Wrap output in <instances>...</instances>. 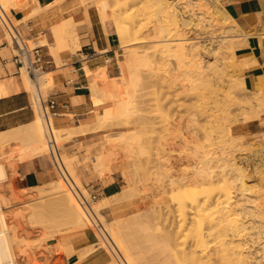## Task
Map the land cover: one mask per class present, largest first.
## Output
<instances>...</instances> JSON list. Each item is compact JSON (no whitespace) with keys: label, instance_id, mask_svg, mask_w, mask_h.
<instances>
[{"label":"rangeland","instance_id":"rangeland-1","mask_svg":"<svg viewBox=\"0 0 264 264\" xmlns=\"http://www.w3.org/2000/svg\"><path fill=\"white\" fill-rule=\"evenodd\" d=\"M26 1L27 0H18L17 5L20 6ZM217 1L226 8V1L229 0ZM109 2L108 11L113 13L114 11L115 13H119L118 11L121 9L124 10L130 7L128 12H133L132 15H134V18H143L146 31L144 30L142 34V36L144 35V41H139L140 43H135V45L122 46L120 39L115 34L112 21H107L106 24L116 37L117 45L113 57L108 58L109 62L97 67L93 71L94 78L100 79L97 84L98 88L107 87V84L105 85L107 78L104 79L105 73L102 72V68L104 71L103 66H105L107 70L105 77H108L107 80L109 81L107 82L109 85L118 81L120 79L119 67L121 63H123L122 60L128 59L127 52L132 49L139 50L141 54H149L148 56L152 63L150 67H142L144 68L143 70L147 67L149 68L143 71L141 84L129 90L130 110L132 111L131 115H133L132 117L130 116V120L127 121L123 119L121 122L114 121V124L112 123L104 128L89 129L99 133L101 139L98 145L94 148L86 147L82 155L73 156V163L71 159L68 161L66 160V168L69 166L67 169L68 171H66L70 173V176H68L66 171L63 172L67 175L65 176L67 181L72 183L73 186L70 184L72 187L75 185L74 180L79 177L78 173L80 168L88 172L98 171L100 175H104L105 173H109L112 167H114L126 179L124 182V189L111 196H97L95 200H92L90 197L91 194H83L89 200L90 204L95 202V204L99 205V212L95 214L96 216H92H94V220H100L96 221L98 224L101 222L106 227L109 236L114 241L112 247L117 252L116 254H118V256L114 258L113 254H110L112 252L109 251L110 249L108 247V249L106 248L101 236L98 234L97 230H95V226L88 219H86V221L89 224H87L86 227L75 229L67 222L63 211L53 208L50 211H44L42 204L44 202H51L54 198H52L53 195L51 194L43 196L44 198L39 196L41 195V190L39 189H44L42 192L49 193L50 184L46 183L39 186L40 188L37 186H33L32 188L13 182V178L19 177L18 163L20 159L18 155L19 151L22 149L21 147H24L23 145L26 141L10 139L0 146V163L5 162L7 164L8 162L7 165H9V163H14L12 169L10 168L11 165H9L10 167H6L9 169H6V177L4 178L3 176V178L1 177L0 179V199L3 204V212L6 215L8 225L14 232L13 243L15 242L14 245L15 252L18 256V264H67L65 257H68L76 248L71 243H62V238L66 236L78 238L87 234V230L90 242L87 243L88 245L86 248L91 250L89 249V247H91L96 250L94 254L87 256L83 261L81 260L82 262L80 264H119L117 259L121 260L122 264H164L166 257H170L172 246V241L170 240V244V241L165 238V233L171 231L170 229L174 230L176 222V219L172 220L175 216H173V214H168V207H166L169 203L171 204L168 200L169 181L170 178H177L184 172L188 173L191 170V165L193 163L191 161L193 160H191V158L188 159L187 155L195 154L196 148L200 149L201 156L207 153V156H209V154L211 156L214 154V157L224 149L222 153L228 158V161L226 160L227 163L236 160L238 166L243 165L244 179L247 185H249L246 186L249 188L252 186L249 189L252 198L257 201L259 200L260 203H264V145L262 144L264 140H260L264 134V109L261 108L262 110L259 112L257 120H252L255 118L254 117L249 119L252 121H243L245 115L250 111L248 107H252L251 101L256 96L254 92L258 91L260 88L264 89V84L260 85L256 83V80L254 88L246 89L242 87L241 82L242 80L244 81V67L242 61L244 57L238 56L237 54H234L232 57L230 56L231 58L229 57L230 59L228 58V60H226L228 65L225 79H218L221 83L219 89L217 91H211L208 88L203 90V87L200 88L203 91V93H201L200 90H196V88L192 86L193 83L198 82L194 81V77H190V74H188L190 68L188 63L171 55H168L170 57L167 56L168 59H166L165 64H160L159 61L155 59L157 54H159L158 50H160V42H158L160 39L158 37L159 35L157 34V36H155V31L151 29V26L155 25L157 22L154 20L157 18V15L154 13L155 11H151L153 13L150 12V15L147 14L145 16L138 14L140 11L136 5L131 8V2H128V0H109ZM206 6H208V4ZM87 7L91 8L99 17V10L95 4H89ZM69 18L70 17L64 18L50 27L54 39L53 42H64L69 36L68 30L61 29ZM232 18L234 17L232 16ZM214 22L216 23L215 20ZM220 24L221 23L217 21V24L211 26L207 31L203 28L202 30L201 28L200 30H193L194 28H191L190 31L192 35H198L197 38H199L198 40H200L201 43L204 42L207 46H209V44L215 45L220 41V35L223 31V27H221ZM172 27L173 25L169 26V28ZM238 28L239 36L236 38L234 37V41L237 40L236 42L238 43L236 44L235 50L238 46L242 45V37H246L249 34V31H244L241 26ZM147 31H151L155 33V35L151 34V32L149 34ZM172 33L174 35L175 30H171V38L175 37V35L171 36ZM43 34L45 33L41 32L38 34V37L29 36L28 38L31 39L28 41L26 40L28 38L23 39L26 40L29 47L35 44L41 45ZM213 35L216 38H214ZM6 36L8 40L11 41L7 33ZM211 40H213L212 43ZM73 52L76 51L71 50L64 52L62 49H59L56 59L60 60L59 57L63 53L68 56ZM212 52H209L204 58L215 61L217 55ZM213 54L215 58H213ZM162 61L163 60H160V62ZM147 70H149V72H146ZM146 73L149 74L147 75ZM160 73L162 75L165 73L166 75L168 74L170 76L169 80L173 79L170 86H166V82H163L165 86L163 85L161 82L162 80L160 81L162 76ZM39 74L41 73L37 75L39 76ZM158 79L161 84L158 82ZM32 80L35 81L34 79ZM235 88L239 89V92L242 90L245 91H243V93L232 94L230 91ZM98 93L101 94L102 92L100 90L99 92L97 91V93L94 92V97L96 94L98 95ZM102 94H105L107 97L106 93ZM105 95L103 97H105ZM104 102L105 106L114 103L113 100ZM39 115L37 117L38 119L40 118ZM242 116H244V118ZM96 120H98V117ZM220 126L222 127V131H220ZM109 132L110 134H108ZM116 132H119L121 137L118 138L114 146L111 147V144L108 143V139L112 134H117ZM230 134L236 135L238 139L236 138L232 142L231 140H226ZM70 136L65 139L68 140L72 138V136ZM183 137L186 140L181 141L180 138ZM163 138L165 140H163ZM56 140L59 141L58 137ZM66 140H60L57 143L60 144V142ZM139 148H141L143 152L138 151ZM225 151L228 156H231L228 157ZM98 156L102 157L101 162L97 160ZM230 157L234 159L230 160ZM159 159L162 160L160 161V163L162 162L161 165L164 163L162 167L156 166L159 163ZM221 160L218 159L215 161V164L211 162L213 163L214 169L219 170V168H221L219 165L223 166L224 161L223 159ZM59 167L61 166L59 165ZM58 179H61V177ZM61 180L69 187V184H67L68 182L66 183L64 180V176ZM166 197L167 199H165ZM40 206L45 214H37V209L41 210ZM155 209L163 214L166 213V215L164 214L165 217L163 216L164 219L161 217L154 219L158 221L159 224H156L153 219L151 221V211ZM217 228H213L214 230L212 229V236L209 235V237H206L208 238L207 244L210 240L207 245V248L209 246V249H207L209 252H215L220 249L222 242L230 238V235H225L226 232L224 229ZM217 230H220V232L218 233ZM256 230L257 229L254 231ZM118 231H120V234ZM178 236H180V233L177 232L174 234L173 238L178 241L180 239ZM246 236L250 235L246 233ZM246 236L244 235V237ZM166 242L169 243V247L167 245V248ZM257 243L258 242L252 243L251 250H249L254 251V253L258 250L257 255H259V257L257 256V258L263 261L261 263L264 264V252L260 249L261 243ZM213 249L215 251H213ZM82 256L81 254L80 257ZM112 259H115V261ZM252 264H257V262H253Z\"/></svg>","mask_w":264,"mask_h":264},{"label":"bare ground","instance_id":"bare-ground-1","mask_svg":"<svg viewBox=\"0 0 264 264\" xmlns=\"http://www.w3.org/2000/svg\"><path fill=\"white\" fill-rule=\"evenodd\" d=\"M79 2L86 8L89 4H95V6L99 10L97 11L99 13L100 20L102 21L101 24L105 23L107 20L112 21L115 34L120 39L122 46H130L131 44L135 45V43H138L139 41L141 42L144 39V35L142 36V34L146 29L144 28L145 22L143 23V18H134V15H132L133 12H128L130 10V7L124 10L119 9L122 12L118 11L119 13H115L114 11L113 13L108 11L110 3L109 0H79ZM128 2H131V8L134 5L138 7L140 11L138 12V14L140 15L146 16L151 11H155L154 13L157 15V18L154 20H156L157 22L155 21L156 24L151 26V29L155 31L156 35L155 33H152L151 31L150 32L155 36H157L158 34V37L160 38L158 41L160 42V50H158L159 54H157L155 58L157 61H159L160 64H165L166 59H168V55L178 57L182 61L188 63L190 67L188 74H190V77H194V81L198 82L193 83V88H196V90H200L201 93H203V91L200 88L203 87V90H205V88H208L211 91H217L219 89L221 83L218 81V79H225V76L227 75L226 68L228 63L226 60H228L230 56L232 57L234 54H236L235 47L238 43L236 42L237 40L234 41V37L236 38L237 36H239L238 27H240L238 22L234 18H232V15L223 5H220L217 0H128ZM17 4L18 0H0V17H3L5 21L8 22L9 20L6 14L7 9H9L10 7H19ZM207 4L208 6H206ZM214 20L216 21V23L214 22ZM217 21H219L221 23L220 26L223 27L222 34L220 35L221 39L223 40L219 39L220 41L218 40L219 42H217L215 45L209 44L210 42L208 43L209 46H207V44L204 42L201 43L200 40H198L199 38H197L198 35H192L190 31L191 28H194L193 30H200V28L202 30L203 28L207 31L211 26L217 24ZM10 23L12 24V22ZM170 25H173V27L169 28ZM9 28V30H11L10 25ZM61 29H66L69 32V36L64 42H49L46 36H43L41 40V44H48L52 48V53L56 57L58 56L59 49H62L64 52H68L71 50L77 51L78 49H80L79 37L75 30V22L72 17H70L69 20L64 23V26ZM171 30H175V37H170ZM11 32L13 33V30H11ZM150 32L148 33L150 34ZM172 35L173 33L171 34V36ZM30 39L31 38H28L26 40L28 41ZM26 40H24L25 43ZM212 41L213 40H211V43ZM209 52L217 55V59H215V61H210L204 58L205 56H207V54H209ZM127 54L128 59H123V63H121V66L119 67L120 79L118 81L113 82L109 85V83L107 82L109 81L107 80L108 77H105L107 70L105 69V66H103L104 71L102 68V72L105 73H103L104 79L107 78L105 81V85L107 84V87L98 88L97 84L100 79L98 80L94 77V79L92 78L93 82H90L92 91L97 93V91L99 92L100 90L102 93L107 94V97L102 93H98V95L96 94V102H103L108 100H113L114 102L104 108V111L98 116V120L92 123V125L89 124L56 128L52 125L51 120H49L48 122L45 120L43 113L41 112L42 106L40 104L39 96L37 95V86L46 83L48 80L51 81V74L50 72L43 71L41 72V74H39V76L37 75L35 77V81L31 79L33 90L35 92V95H37L36 98L37 104H39L38 108L40 118H36L34 119V121H31L26 125H20L16 128L0 132V146L10 139L25 140L26 143L23 145L24 147H21L22 149L19 151L18 158L20 160H24L35 155H42L46 152H52L57 159L58 157L56 156L57 152L55 145H57V142H59L60 140H66V137L76 132H84L86 130L94 128H104L112 123L114 124L118 121L121 122V120L123 119H126L127 121L130 120L133 115H131L132 111L130 110L129 90L130 88L141 84L140 82L143 77V71L150 67L152 61L148 56L149 54H141L137 49H132L131 51H128ZM214 54L213 58H215ZM75 55L76 54H74V56ZM160 60L163 61L160 62ZM242 65L244 68L248 67L250 65L249 59L244 58L242 61ZM144 66L149 67L143 70L144 68L142 67ZM149 70H147L146 72H149ZM146 74L148 75L149 73ZM169 79L170 76L168 74L166 75L165 73L161 76L160 81L162 80V83L166 82L165 85L170 86V83H172L173 79ZM160 81L158 79V82ZM256 83L260 85L264 84V74L258 77ZM241 85L243 88L248 89L243 80L241 82ZM243 91L245 90L239 92V89L235 88L230 92L232 94H238L243 93ZM254 93L256 96L251 101L252 107H248L250 108V111L245 115V119L243 121H247L254 117L258 118L259 112L264 109V89L260 88ZM104 95L105 97H103ZM242 117L244 118V116ZM220 131H222V127ZM116 133L117 134H112L108 139V143L111 144V147L114 146L118 138L121 137L119 132ZM108 134H110V132ZM56 136L58 137L59 141L56 140ZM236 138V135L230 134L226 138V140H231L232 142ZM180 139L181 141L186 140L184 137ZM163 140L165 139L163 138ZM260 140H264V138H261ZM51 141H54V144H51ZM262 144L264 145V141ZM140 149L141 148H139L138 151H142V149ZM223 150L214 157L213 153H211L213 154L212 156L210 154L209 156H207V153L201 156L200 149L196 148L195 154L187 155L188 159L191 158V160H193H189L193 162L191 165V170L188 173L184 172L177 178H170V186H168L169 190H167L169 192L168 200L171 202V204L169 203L166 207H168V214H173V216H175L172 220L176 219V222L174 230L170 229L171 231H167L165 233V238L169 241H172V246L170 257H166V259L164 260V264H252L253 262H257V264H260L261 262H263L260 261L259 258H257V256L259 257V255H257L258 250L254 253V251H250V248L253 245L252 243L258 242L261 243L260 249L264 252V203H260L259 200L257 201L252 198L249 192V189L252 186H250V188L247 187L249 185H247L246 180L244 179V167L242 168L243 165L238 166L236 160H233L231 163H227L226 160L228 161V158L225 157V154L223 155ZM233 157H230L229 159L232 160L234 159ZM218 159H223L224 162L223 166L219 165V167L221 168H219V170H216L213 168L212 164H215V161H217ZM66 160L68 161L70 159ZM97 160L101 162L102 157L98 156ZM160 161L162 160L159 159V163ZM159 163L156 166L162 167V165L164 164L163 163L161 165L162 162L160 164ZM7 164L5 162L0 163V179L1 177L3 178V176L4 178L6 177V169H8L6 168L7 166L11 165V167L9 166L11 169L14 166V163H9V165ZM60 168L62 170V174H64L69 166L68 168H66V165H64ZM69 174L70 173H68V176H70ZM63 176L65 182H68L67 184H69V187L62 182L61 177V179H56L54 181L48 182V184H50L49 193H44L42 192L44 191V189H39L41 190V195L39 196L43 197L45 195L51 194L53 195L52 198H54L51 202L47 203H45L41 199L44 202L42 204V208L45 212L52 210V208L63 211V213L65 214V219L75 229L86 227V225L89 224L87 223L86 219L91 221L96 228L95 230H97L98 234L101 236L106 248L108 247L110 249L109 251L112 252L110 254H113L114 258H117L118 254H116L117 252L112 247L114 241L109 236L106 227L103 225V223L100 222L98 224V222H96L99 219L94 220V216H96L95 214L99 212V205L95 204V202H92L93 204L88 203L87 206L84 205L79 197V195L82 196V194L80 193L76 185L72 187V183H69V181H67L65 177L67 175L64 174ZM70 184L72 186H70ZM165 199H167V197ZM42 208L41 210L36 208L39 212H37V214L43 213ZM3 211V204L0 199V264H18V256L15 252L14 245L15 242L13 243L14 232L9 227L6 215ZM34 212L36 213L35 210ZM45 212L43 214H45ZM151 212V221L153 219L156 224H159V222L154 219H158V217L163 218L164 214L166 215V213L163 214L156 209L152 210ZM213 228L224 229V231L226 232L225 235H230V238H227V240H224L223 242L221 241V248L216 251L213 249V251L215 252L211 251V253L207 250L209 249V246L207 248V245L209 244L210 240L207 244L208 238L206 237H209V235L212 236L214 230ZM255 229L257 230L254 231ZM118 232L120 234V231ZM177 232L180 233V236H178L180 237V239L178 241L173 238L174 234H176ZM219 232L220 230L218 231V233ZM246 233H248V235L250 236H246ZM85 235L89 237L88 230L87 234ZM244 235L246 237H244ZM168 242H166V248L167 245L169 247ZM112 260L115 261V259ZM117 262H119V264H122L121 260L117 259Z\"/></svg>","mask_w":264,"mask_h":264},{"label":"crops","instance_id":"crops-1","mask_svg":"<svg viewBox=\"0 0 264 264\" xmlns=\"http://www.w3.org/2000/svg\"><path fill=\"white\" fill-rule=\"evenodd\" d=\"M225 5L241 28L249 31L246 37H242V45L235 52L249 59L250 65L244 68L243 77L246 86L252 89L257 78L264 74V0H229ZM6 14L20 37H38L39 33L44 32L49 42L54 40L50 27L64 18L72 17L80 49L73 55L63 53L57 60L51 47L41 44L42 67L39 73L50 72L51 81L38 85L36 92L42 108L50 100L55 101L57 113L51 118L54 127L92 125L106 107L104 101L96 102L93 95L90 86L94 79L93 71L109 62L108 58L113 57L117 45L114 33L106 24L108 20L101 24L97 14L91 8L81 6L78 0H27L19 7H10ZM6 33L10 37L0 18V132L26 125L39 115L32 81L14 60L16 51ZM257 119L255 117L252 120ZM74 134L72 138L57 144L58 160L52 152L20 160L19 177L13 178V182L33 187L63 177L59 164L63 167L66 159H71L73 163V156L82 155L86 147H96L101 139L99 133L93 130ZM261 138H264V134ZM113 168L104 175L80 168L79 177L74 180L75 185L81 194L96 193L100 197L120 192L124 189L126 179ZM89 242L87 235L63 237L62 243H71L76 248L65 257L67 264H80L87 256L94 254L96 249L86 248Z\"/></svg>","mask_w":264,"mask_h":264},{"label":"built area","instance_id":"built-area-1","mask_svg":"<svg viewBox=\"0 0 264 264\" xmlns=\"http://www.w3.org/2000/svg\"><path fill=\"white\" fill-rule=\"evenodd\" d=\"M2 20L3 25L5 26L6 30H8L10 35V40L12 45L15 48V54L13 55L14 60H16L20 67L22 68L23 72L28 75L30 79H35L37 74L40 72V68L42 67V54H41V46L40 44H35L32 47H29L27 43H25L24 39L18 35L16 32L14 25L11 24L9 21L6 22L3 17H0ZM11 30H9V25ZM56 103L54 100H50L48 105L42 108V113L45 120L48 122L51 120L52 116L55 115L57 112L55 111ZM51 144H54V141H51ZM57 147V145H55ZM97 194L93 193L90 195L92 200L97 198ZM81 201L84 205L87 206L89 200L82 194Z\"/></svg>","mask_w":264,"mask_h":264}]
</instances>
